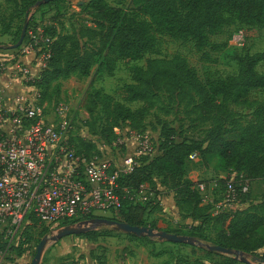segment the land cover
<instances>
[{
	"label": "trees",
	"instance_id": "trees-1",
	"mask_svg": "<svg viewBox=\"0 0 264 264\" xmlns=\"http://www.w3.org/2000/svg\"><path fill=\"white\" fill-rule=\"evenodd\" d=\"M4 1L13 6L18 15L28 17L34 10L58 5L65 0H53L41 6L38 4L44 0ZM121 2L89 0L81 5L82 13L91 19L94 26H83L78 32L65 33L56 27L43 28V37L48 40L39 41L34 49L40 48L48 59L39 77L28 84L39 91L41 105L52 104L60 95L62 80L73 76L88 77L96 65L112 73L119 60L144 59L156 48L158 35L192 41L198 50L203 51L209 47L216 48L211 36L222 34L225 28L236 22L264 29V0H134L129 11L119 7ZM27 25L25 39L30 42V23L24 22L21 31ZM5 30L4 33H9L10 26ZM235 61L238 66L235 75L202 81L196 70L180 55L170 59H148L144 67L132 69V83L124 87L125 102L140 103L142 106L132 109L102 90H94L88 95L85 111L93 118L99 110L102 123L98 127L96 121L87 122V125L110 144L117 140V132L123 124L127 123L135 130L142 128L146 116L158 106L162 97L168 101V108H162L165 114L170 113V107L177 106L192 122L209 124L202 139L192 140L182 138L175 128L162 123L160 139L155 145L157 154L152 158H141L139 166L131 174L118 178L119 191L126 198L122 209L115 213L116 218L112 220L158 230L155 222L147 223L146 219L161 212L159 203L150 208L144 202L135 201V195L143 186L150 184L156 197L162 195L160 188L173 193L183 219L198 223L196 226L164 230L196 239L198 246H193L196 247L193 254L198 249L207 257H221L222 264L241 262L234 256H225L207 248L218 246L241 251L245 257L264 264V253H261L264 250V235L260 234L264 228V196L258 203L251 204L252 189L238 198L242 205H248L247 208H223L216 214L215 206L223 199L225 181L215 180L218 187L212 195L217 199L211 198L212 202L205 203L197 187L199 183L190 180L187 171V164L191 163L189 157L197 153L206 168L215 167L224 171L225 175H243L252 184L264 182V102H249L252 92L264 91V74L257 69L264 62V53L236 56ZM232 105L251 107L250 120L243 123L231 110ZM78 142L71 137L78 155L88 159L95 155L94 144L81 139ZM155 179L161 180L159 188ZM206 229H211L214 236H206ZM32 231L34 227L25 230L24 241L11 247L9 255L13 252L22 255L21 248L28 242L26 235ZM41 232L44 236L50 235L47 228ZM113 232L116 231L102 229L80 237L95 241ZM126 236L134 241L154 242L147 237ZM194 264H206V260L196 259Z\"/></svg>",
	"mask_w": 264,
	"mask_h": 264
},
{
	"label": "rangeland",
	"instance_id": "rangeland-1",
	"mask_svg": "<svg viewBox=\"0 0 264 264\" xmlns=\"http://www.w3.org/2000/svg\"><path fill=\"white\" fill-rule=\"evenodd\" d=\"M89 0H65L58 5H50L40 8L38 11H32L28 17L18 15L15 8L0 0V51H5L6 56H13L11 61L5 62L6 67L0 70V94L6 84L13 86L20 94H28L31 98H35L40 104V93L32 87L30 90L29 83L39 77L43 66L41 61L44 55L41 49H32L27 51L30 46L29 39H24L23 44L15 49L20 42L23 31L21 28L24 22L30 23L28 30L39 36L40 29L56 27L58 31L63 30L65 33L78 32L83 26H94L91 19L84 15L81 5L86 4ZM134 0H122L119 7L129 11L133 7ZM41 6V5H40ZM10 26L9 33H4L6 28ZM239 34L241 36L237 37ZM158 44L156 48L146 55L140 61L119 60L115 65L112 73L99 68V65L93 67L88 77L80 78L73 76L60 82V95L55 98L52 104H47V108H52L56 104L64 103L70 110L72 116V132L71 137L76 140H84L96 146L94 156L99 160H110L120 162L127 154H133L135 140L133 133L139 136H149L156 145L160 139V130L162 123L166 122L175 128L182 138L192 140L202 139L209 128V124L202 122H192L183 111L177 106L170 107V113L165 114L162 108H168V101L162 97V101L158 106L146 116L143 126L140 129H132L129 124L125 123L119 129L117 140L122 144L114 146L113 143H107L97 131H92L87 122H97V127L102 123V116L99 110L93 118H90L85 111V105L88 95L94 90H102L111 95L117 101L125 102L126 94L124 87L132 83V69L136 66L144 67L148 59L153 58H173L180 55L187 60L190 67L196 70L198 77L202 81L212 79H225L228 76L235 75L238 66L235 61L236 56L244 54L264 53V29L252 28L234 23L232 26L225 28L222 34L211 36V42L217 46L216 48H206L200 51L192 41H179L165 35H158ZM4 54V53H0ZM28 56L31 60V67H26L23 63L16 64L18 56ZM2 58H0L1 60ZM37 59H40L37 60ZM1 62V61H0ZM16 65L22 69L27 68L29 74L26 76L18 73ZM258 72L264 74V62L258 66ZM5 76H9L6 78ZM24 86L23 91H18ZM249 102H264V91H254L249 96ZM127 106L137 109L142 104H130ZM231 110L237 114L243 123H247L253 112L249 106H231ZM195 119L196 117H192ZM188 177L191 176L196 183H209L220 180L225 176V172L215 167L206 168L201 160L187 164ZM156 184H160V179H155ZM153 186L147 184L142 190L135 195L136 202H144L150 208L159 203L161 212L155 216L147 217V223L159 221L165 226L158 228L156 231L176 230L183 226L180 222H184L183 216L178 211L176 216L165 213L164 210L170 209L171 205L165 201L164 195L171 193L160 188L162 195L156 197ZM159 190V189H158ZM213 194V192H210ZM264 196V182L259 181L253 184L251 195V204L258 203ZM211 198L217 199L214 195ZM158 205V206H159ZM248 205H239L237 208L244 209ZM173 208V205H172ZM177 208V207H176ZM178 210V209H177ZM116 212L100 214L102 218H116ZM264 235V228L260 233ZM50 233L49 236H54ZM206 236H214L211 229H206ZM47 236L42 235L41 229L33 231L26 235L28 242L22 246V255L17 252L6 256L1 264H32L36 249L39 243ZM149 243L146 240L134 241L120 232L110 233L108 236H102L95 241L86 240L80 236H70L63 238L57 242L48 244L43 252L41 261L44 259L46 264H194L196 259L209 260L214 264H222L224 261L221 257H207L204 252L198 249L194 250L193 246L175 245L168 242ZM197 241V240H196ZM198 243V242H197ZM198 246V245H197ZM264 253V250L261 251ZM158 254V255H156ZM253 264H263L258 260L247 257ZM238 264H243L239 262Z\"/></svg>",
	"mask_w": 264,
	"mask_h": 264
},
{
	"label": "built area",
	"instance_id": "built-area-1",
	"mask_svg": "<svg viewBox=\"0 0 264 264\" xmlns=\"http://www.w3.org/2000/svg\"><path fill=\"white\" fill-rule=\"evenodd\" d=\"M39 31L37 36L29 30L27 51L45 39L43 29ZM5 67L1 61L0 70ZM14 68L29 74L27 68ZM72 129V116L64 103L47 108L28 94L15 96L11 103L0 97V264L11 247L24 241L27 228L55 233L122 209L126 196L119 191L118 178L131 174L141 158H152L158 151L149 136L133 133V154L120 162L101 161L96 156L88 159L78 155L71 143ZM119 144V139L113 143ZM199 159L197 153L189 157L190 162ZM221 179L226 187L215 206L216 214L223 208L237 209L242 205L239 196L253 189L243 175L231 173ZM209 185L197 186L205 203L212 202L210 192L218 187L215 181Z\"/></svg>",
	"mask_w": 264,
	"mask_h": 264
},
{
	"label": "water",
	"instance_id": "water-1",
	"mask_svg": "<svg viewBox=\"0 0 264 264\" xmlns=\"http://www.w3.org/2000/svg\"><path fill=\"white\" fill-rule=\"evenodd\" d=\"M53 0H44L39 2L38 6L42 4H47ZM27 28L24 29L20 42L15 46V49L23 44L25 39ZM102 229H110L116 232H121L126 235H135L138 238H150L157 239L159 242H168L172 244H188L189 246H197L198 243L196 239L188 236H179L175 234H170L165 231H156L149 227H137L131 226L127 223L118 222L108 218L97 217L92 220L86 221L84 223L66 226L58 229L54 236L45 237L38 245L36 249V254L32 264H40L43 252L49 242H57L63 238L70 236H81L89 232L99 231ZM212 252H217L225 256H234L239 259L243 264H253L241 251H232L218 246L207 247Z\"/></svg>",
	"mask_w": 264,
	"mask_h": 264
},
{
	"label": "crops",
	"instance_id": "crops-1",
	"mask_svg": "<svg viewBox=\"0 0 264 264\" xmlns=\"http://www.w3.org/2000/svg\"><path fill=\"white\" fill-rule=\"evenodd\" d=\"M0 53H4V54H0V58H2L0 61H5V62L6 61H11L14 58L13 56H6L8 54H6L5 51L1 50ZM37 60L40 61V59H37ZM41 62H42L43 68H45L46 62L45 61H41ZM18 63H23L24 66H26L28 68L29 67L32 68L31 60H30V58L28 56H21V55L18 56V59L16 60V64H18ZM5 77L8 78L9 76H5ZM37 78L38 77H36V79ZM23 87L24 86H22V88H20V90H18V91H23V89H24ZM29 89L31 90L32 87H30ZM16 92H17V90L13 86H11L9 84H6L4 89H2V91H1L0 97H2L6 103H11L12 99L16 96ZM189 179L196 183V180H194L191 176H189ZM165 201H167V203L170 204L171 207H170V209L164 210V212L168 213L170 215H173V216L178 215L177 214L178 210L176 208V204H175V201H174L173 193H171L170 195H164L163 196V202L165 203ZM172 205H173V208H172ZM156 214H159V213H156ZM156 214H154L153 216H155ZM180 223L183 226H185V225H191V226L192 225H194V226L198 225L197 222H194L191 219H184V222H180ZM157 227L158 228H164L165 226L162 224L161 221H159V223L157 224ZM37 230H38L37 228H34V231H37ZM50 243H52V242H49L48 244H50ZM42 256H44V254ZM40 264H46L45 260L43 259ZM206 264H214V263H211L209 260H206Z\"/></svg>",
	"mask_w": 264,
	"mask_h": 264
}]
</instances>
